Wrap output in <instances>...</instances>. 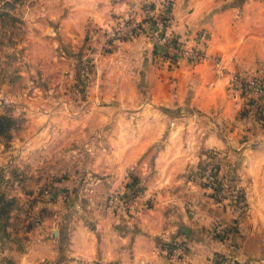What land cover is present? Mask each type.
Segmentation results:
<instances>
[{"label": "rangeland", "instance_id": "1", "mask_svg": "<svg viewBox=\"0 0 264 264\" xmlns=\"http://www.w3.org/2000/svg\"><path fill=\"white\" fill-rule=\"evenodd\" d=\"M42 2L0 0V264H78L77 227L90 231L95 207L119 220L152 208L137 166L144 163L152 174L157 161L169 160L156 157L168 135L176 127L186 132L181 109L141 107L149 101V83L134 75L131 57L109 58L120 41L111 30L125 18L153 21L164 0L141 1L105 29L96 23L80 30L62 28V13L57 7L44 13ZM161 116L165 123L152 122ZM206 155L177 176L197 181L216 202L241 197L219 175L216 151ZM126 159L129 171L120 179ZM213 225L214 239L234 242L222 223ZM183 243L160 246L180 261ZM213 262L236 264L225 253Z\"/></svg>", "mask_w": 264, "mask_h": 264}, {"label": "crops", "instance_id": "2", "mask_svg": "<svg viewBox=\"0 0 264 264\" xmlns=\"http://www.w3.org/2000/svg\"><path fill=\"white\" fill-rule=\"evenodd\" d=\"M141 1L160 0H44L41 8L48 13L57 7L62 28L80 30L97 23L105 29L121 17L116 15H127ZM169 31L190 39L188 44L196 32H204V44L192 43L204 47L208 58L194 65L182 59L168 67L144 35L117 41L109 58L133 60L134 75L142 74L149 83V101L141 107L181 109L179 124L186 132L176 127L175 134L168 135L156 157L169 160L163 166L157 161L152 174L144 163L137 166L154 206L122 220L95 207L90 231L82 224L73 233L74 255L78 264L95 260L104 264H214V256L225 253L236 264H264V100L229 82L233 71L264 81V0H174ZM215 56L223 60L228 72H217ZM194 116H199V123ZM151 120L163 124L167 118ZM212 151H216L224 184L240 190L241 197L216 202L197 181L177 176ZM127 167L128 159L118 170L120 179L129 171ZM186 204L192 210L185 211ZM214 223L226 227L232 244L213 238ZM182 226L189 228L188 235L180 232ZM171 240L184 241L186 251L180 261L162 252L161 242Z\"/></svg>", "mask_w": 264, "mask_h": 264}, {"label": "built area", "instance_id": "3", "mask_svg": "<svg viewBox=\"0 0 264 264\" xmlns=\"http://www.w3.org/2000/svg\"><path fill=\"white\" fill-rule=\"evenodd\" d=\"M173 5L174 0H164L159 16H155L153 21L149 23L139 19L131 20L130 18L121 20L116 29L111 30L110 37L125 40L143 34L151 41L156 56L168 67L177 66L182 59L192 65L205 61L208 58L205 48L192 43V41L198 40V44H204L206 40L204 32H196L191 44H188L190 39H183L170 33L169 23L172 20ZM212 61L219 74L229 71L220 57H212ZM229 73L231 86L256 99L264 100V81L262 79L244 72L233 71Z\"/></svg>", "mask_w": 264, "mask_h": 264}, {"label": "water", "instance_id": "4", "mask_svg": "<svg viewBox=\"0 0 264 264\" xmlns=\"http://www.w3.org/2000/svg\"><path fill=\"white\" fill-rule=\"evenodd\" d=\"M181 231H182L184 234L188 235V233H189V228H188V227H185V226H182V227H181Z\"/></svg>", "mask_w": 264, "mask_h": 264}]
</instances>
